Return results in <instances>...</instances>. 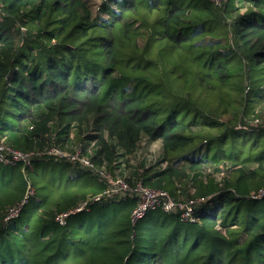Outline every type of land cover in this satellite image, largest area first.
<instances>
[{"label": "trees", "instance_id": "trees-1", "mask_svg": "<svg viewBox=\"0 0 264 264\" xmlns=\"http://www.w3.org/2000/svg\"><path fill=\"white\" fill-rule=\"evenodd\" d=\"M111 3L0 0V140L32 155L0 164V264H264V0ZM81 141L91 168L45 153ZM148 142L161 169L117 175ZM108 171L193 202L196 221L152 210L133 223L125 196L59 225ZM28 187L34 212L9 230Z\"/></svg>", "mask_w": 264, "mask_h": 264}, {"label": "built area", "instance_id": "built-area-1", "mask_svg": "<svg viewBox=\"0 0 264 264\" xmlns=\"http://www.w3.org/2000/svg\"><path fill=\"white\" fill-rule=\"evenodd\" d=\"M214 6H220L228 0H210ZM94 143L90 145L93 146ZM83 143H77L75 147V153L69 154L57 147L50 148L46 155L53 156L54 159H66L68 162H80L81 167L88 166L91 168L89 160L80 156L84 149ZM32 155L23 154L17 150L9 148L3 144L0 140V164L3 165H16L24 164L25 166L31 165ZM101 179L105 184V188L101 193L89 197L82 201L75 208L63 212L56 217V221L59 225H64L69 216L89 211L93 204H108L114 202L116 199L123 198L125 196H131L137 198V206L132 212V222L135 223L141 219L147 212L152 210H160L166 214L178 215L181 222L193 223L196 221L194 216L193 202L186 203L177 202L165 191L149 189L137 184L135 187L129 186V184L123 180V178L115 177L116 174L108 172H100ZM264 194V191L260 192L255 198ZM34 190L28 187L26 194L21 202L14 207L10 208L3 219L4 224H8L10 221L16 219L21 213L23 207L28 202V199L34 196Z\"/></svg>", "mask_w": 264, "mask_h": 264}, {"label": "rangeland", "instance_id": "rangeland-1", "mask_svg": "<svg viewBox=\"0 0 264 264\" xmlns=\"http://www.w3.org/2000/svg\"><path fill=\"white\" fill-rule=\"evenodd\" d=\"M121 0H112V3L109 4L107 7L110 8L113 11H117V7L116 5H114V3L120 2ZM97 5H95V7H93V19L98 21V17H103L106 20L109 18L108 13H104V15L98 16L97 15ZM264 104V101H263ZM263 106V105H262ZM260 106V107H262ZM264 107V106H263ZM146 142V141H145ZM81 143H83L84 145H87L86 141H81ZM94 143V140H90L88 142V148H90V145ZM142 146L136 150V152L130 156V157H120L119 160H117V165H115V167L113 168L115 173L117 175H132L133 173L137 172V171H142L143 169H151L155 164H158V162L154 163V160H158L161 156H162V152H161V146L158 142L155 143H151V145H149V143H143L141 144ZM127 160V161H126ZM126 161V162H125ZM42 164V163H41ZM68 164V163H67ZM42 167V166H41ZM40 167V168H41ZM155 167V166H154ZM161 169L160 165H156L155 169ZM39 169V168H37ZM40 171L42 172L43 169H40ZM65 169H57V171H52L50 170L48 173H52L55 175V178H64L66 180L67 178V182L68 180L72 177V179H74L76 176L75 174H73L72 172H70L69 174L67 172H65ZM67 171H70V169H68ZM45 174V173H44ZM38 179V184L42 185L41 180L36 177ZM34 178V180L36 179ZM45 179V177H44ZM47 179V183H52V180L54 179V176L48 175ZM93 179V178H92ZM66 182V183H67ZM65 183V184H66ZM47 191L49 189H46ZM56 190V188H55ZM54 190V191H55ZM51 195V194H50ZM40 196L34 195L30 198L28 204L26 205V208L24 210V212L22 213V215L20 216V218L16 219L14 221V223H12L11 226L13 227H8L9 230H11L12 228H17L19 231H22V228L24 226V224L28 221V219L31 217L32 213L34 212V206L36 207V201ZM214 202L216 203V199H214ZM109 208L107 209V213H108ZM86 213L82 212L79 214H75V215H71L67 218V220H70L72 222H78L80 221ZM95 214H89L87 215L85 218L89 217H94ZM88 217V218H89ZM145 219V217L140 220V222H142ZM139 222V223H140ZM0 240H4L2 239V237H0Z\"/></svg>", "mask_w": 264, "mask_h": 264}, {"label": "crops", "instance_id": "crops-1", "mask_svg": "<svg viewBox=\"0 0 264 264\" xmlns=\"http://www.w3.org/2000/svg\"><path fill=\"white\" fill-rule=\"evenodd\" d=\"M149 143V142H148ZM149 145H151V143H149Z\"/></svg>", "mask_w": 264, "mask_h": 264}]
</instances>
